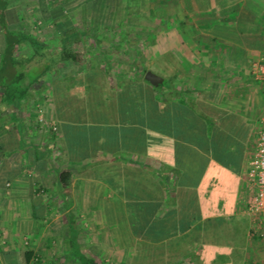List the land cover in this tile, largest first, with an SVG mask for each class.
I'll return each instance as SVG.
<instances>
[{
	"label": "crops",
	"instance_id": "1",
	"mask_svg": "<svg viewBox=\"0 0 264 264\" xmlns=\"http://www.w3.org/2000/svg\"><path fill=\"white\" fill-rule=\"evenodd\" d=\"M90 1L91 8L81 11L84 19L80 26L63 30L99 31L108 35L111 43L129 39L127 34L134 30L127 22L132 18L151 17L155 12L153 18L159 22L164 16H156V12L167 3ZM177 2L184 12L182 0ZM236 2L241 8L237 16L256 24L240 25L239 41L216 39L220 34L213 32L207 34L203 44L196 39L189 44L176 37L161 49L171 57L176 47L177 75L173 76L183 85L192 84L188 98L183 93V100L176 98L165 104L159 119L150 112V124L121 123L118 117L112 119L115 124L110 120L100 123L110 124V132L115 134L104 139L103 131L99 133L102 144L111 146V150H123L126 155L132 152L123 162L139 163L141 172L148 176L144 183L139 181L149 194L142 206L138 204L141 210L131 198L135 195L133 186L127 191L130 199H124L118 188V194H111L123 177V183L129 184L125 166L114 168L111 155L102 161L96 156L105 170L93 174L88 162L93 149L83 155L79 152L81 157L77 158L64 143L65 131L78 122L76 117L64 115L69 98L74 106L85 110L79 119L91 112L117 115L115 109L96 107L89 111L92 107L86 101L79 102L62 86L59 91L63 90L68 103H63L64 110L58 106L59 116L52 107L57 131L48 139L46 154L37 150L40 147L35 141L23 139L21 131L32 127L16 113L14 126L6 127L10 120H4L6 129L1 128L0 133V264H77L82 256H91L97 263L105 259L109 264H264V234L248 236L250 220L240 203L248 152L264 111V4L263 0H224L223 4L231 7ZM215 9L211 11L214 23L220 18L237 17L234 11L222 14ZM178 22L185 25L182 19ZM224 22L232 27L236 21ZM235 33L239 34L238 29ZM176 34L186 36L180 27ZM124 60L114 59L127 72L132 69L134 78L133 66L124 64ZM189 98L194 109L186 105L191 103ZM154 122L159 131L151 128ZM89 137L88 133L87 139L78 140L79 144L88 143ZM51 159L62 164L50 167ZM108 168L114 169L111 175ZM63 169L70 171L66 186H60L56 179ZM67 214V224H73H68V229L61 225H65ZM72 214L74 221L70 219Z\"/></svg>",
	"mask_w": 264,
	"mask_h": 264
},
{
	"label": "rangeland",
	"instance_id": "2",
	"mask_svg": "<svg viewBox=\"0 0 264 264\" xmlns=\"http://www.w3.org/2000/svg\"><path fill=\"white\" fill-rule=\"evenodd\" d=\"M223 1L224 0H217L215 2L214 0H182L184 6L183 10L185 11L181 12V8H178L179 3L177 2V0H169V1L160 0L161 3H165V2L167 3H165L164 5L165 7L161 11L156 12V16H161V17L164 16L163 19H161L159 22H157L156 18H153L155 12L151 13L152 18L150 17V14L147 13L148 16L144 17L143 15L142 17H139L137 19L132 18L130 19V21L127 22V25L130 26L131 27L130 29H133L135 33L134 32L133 34L128 33L127 37L129 36V39L127 38L123 39L124 46L122 47L120 46V48H125L126 46L128 48L125 49V52L123 53V55H121V57L123 58H119V59H126L122 62L124 64H127L129 62L128 64H131L130 67L133 66V69L135 71V76L139 72L141 73L143 70L151 69L157 74L161 75L162 77H165L167 74H171L174 72L173 70L176 67L175 57L177 51H176V47L173 48L172 49L173 52L172 54H170L172 58L171 57L169 58V55L165 53V50L162 51L161 49L168 47L170 42L176 40V37L179 40L183 39L184 41H188L189 44H193V42L191 43V40L194 39H196L201 44H203L206 42L208 33L216 32L220 34V35H216V39L221 38L224 39L223 41L225 40L226 41L232 40L235 42L239 41V37L241 35L240 25L256 26V24L243 22L237 16L239 10H241L239 2L232 4L231 7L230 6L227 7L226 6L227 4H223ZM90 2H91L90 0H7L5 2L6 6H4L3 9L7 23H9L12 26H16L17 24L20 23L23 29L25 30L29 29L31 31H35L39 35L43 36L42 38L44 39V41L50 43V47L54 51L55 49H58L60 47V42L58 37L62 33L63 29L67 27L74 28L80 26L79 24L84 19L81 16L82 15L81 11L84 9H90L91 8ZM213 3L216 4L214 7L212 6ZM262 3L264 4V0ZM262 7L264 8V5ZM138 9L143 10L144 6H139ZM213 9L222 11V14H226L227 11H234V13H236L234 17L236 16L237 17L236 19L220 18L216 20L217 23H214V21H212L213 14L211 12L213 11ZM56 17L57 19H61V20L60 21L56 20L55 22L49 21L51 18H56ZM161 17H159V19ZM178 19H182L185 22V25L179 24ZM227 20L229 22L231 21H236V22L234 23L232 22L233 26L231 27V25H225L227 23H225L224 21ZM209 21H212V23L210 22L208 24ZM156 22L158 23V25H154ZM168 27H171L172 29H168ZM179 27L181 30L184 31L186 36L189 35V38L185 39L186 36L184 37L183 35L181 37L177 36L176 30L179 29ZM83 29L84 28L76 29V31L77 32L79 31L81 33ZM237 29L239 34L235 33V30ZM250 38L251 36L247 38L248 42L250 41ZM108 39L109 38L107 37L104 39V41L108 42ZM121 41L122 39H120V42ZM223 41L221 43H223ZM85 43H87V41H85ZM173 46H175V44ZM114 59L117 60L118 58L116 57ZM61 63H57L55 65L59 66L61 65ZM76 67L77 66L73 67L70 65V67L68 66V69L66 70L64 69V72L62 70L60 75L66 72L67 74H71L72 72H74L73 74L75 75L74 77L82 78L81 71L79 70V68ZM69 69L72 72H70ZM114 70L116 71V73H118L117 69ZM133 74H134L133 70L130 69V72H125L124 74L122 73L119 76L120 78L124 77V79L127 78L132 79ZM121 75H125V76H121ZM113 81L114 84L115 82H117L116 80H112V82ZM101 83L103 88L104 87L108 88L106 83L103 82ZM169 84L170 85L168 87H163L162 90L167 91L169 94L171 93L170 95L176 97L177 91L175 89L177 88H179L182 91V94L184 93L183 96L188 98L189 95H191V92L189 91V87H192L191 83H185L186 85H183V82L177 81L173 77L170 80ZM132 85H135V77L134 80L132 81ZM63 87L65 86L63 85ZM109 89L111 90L112 87L110 86ZM66 92L67 90H65V93ZM84 97H86L85 94L80 99H78V101L85 102L86 99H84ZM34 98H37V96H35ZM71 98L75 99L73 96ZM47 100L48 101H41V100L35 101L33 100V98H28L24 102H21V105L20 106L18 105L19 107L17 108H13L10 105L1 103L0 119H2L3 122L1 123L2 125L0 124V133L2 131L1 128L6 129V127L15 125V120H10L7 126L3 127L5 123L4 120H7L8 114L16 113V115L21 119L23 123H27L30 127H32V129L21 131L22 132L21 136H23V139H31L35 141L36 144L39 145L40 147L37 150H39L41 153L43 152L44 154L48 153V144H47L48 139H51V135H54L55 132L57 131V123L54 116L55 114L51 111L52 103L50 109L49 108L50 100L49 98ZM57 100H58L57 102L58 106L62 107V110H64L63 103L66 102V98H64L63 90L57 93ZM68 100L70 101V106L65 105L66 110L64 111V115L68 114V116L70 115L72 117H76L78 122L71 123L72 126L70 127V129L68 130L66 129L67 131H65L66 134L64 136V143L66 149H68V151L72 153L73 157H77V158L81 157L79 155V152H81V154L83 155V153H85L86 151L90 152L93 149L91 155H89L88 157L89 158L88 162L89 164H91L90 167L92 170L91 172L97 175L99 174L96 171L102 170L101 172H104L105 170V167H103L102 163L101 162L99 163V161H102L103 157L105 159L106 157H109L111 155L110 157L111 159H113L112 165L114 168L120 165L125 166V169L128 171V177L125 180L127 183L129 182V184L125 185V183H123V178H124L123 177L122 183L117 182L115 188L114 189L112 188L113 192H111V194L112 195L118 194L116 190V188H118L121 196L124 199H126L125 196H128L127 191H130L128 189L133 188L135 189V195L134 197L131 198L132 200H135L136 207H138V204L142 206L141 205L142 201H144L145 196H149V194L147 190H145L144 186L139 183V181L144 183V178H148L147 174H143L141 172V165H139V163L135 162L136 165H133L134 163L128 161L123 162V158H126V156H131L133 154L132 152H128V155H126V152L123 150H119V149L111 150L110 149L111 146H105L106 144L105 145L102 144V138L98 139L97 137L99 133L103 131L104 139H111L113 135H115L112 132H110L111 125L100 124V123L110 120L111 123L115 124L112 121V119L119 117V115H115V114H109L108 116L95 115V114H91L94 112H91L87 114L86 118L84 117L83 119H79L78 117H81L85 114V110L81 109L80 107L74 106L73 105L74 101H72L71 103L70 98ZM188 100L189 99H187V101ZM67 103L68 102H66L65 104ZM94 110H97V108L93 107L89 111H94ZM134 111L137 112V110ZM134 111L131 115L132 118H138L143 120L144 123L146 122V124H150L151 121L149 118V116H151L150 112L143 109V111L142 112L139 111L138 112L139 114L137 115V113H134ZM64 115H61V118L62 117L64 118ZM105 118H107V120ZM64 120H65L64 122L69 123L67 119L64 118ZM23 132H25V134ZM79 132H80V136H79ZM87 132L90 135L88 139V143H82V145H80L78 140H82V138L87 139L88 138ZM127 140L128 137L126 138L125 143L127 142ZM99 144L103 146H99ZM106 152L109 153L105 155ZM96 156H99L98 159L99 161L96 160ZM148 156L150 155L148 154ZM48 157L50 156L48 155ZM88 158L86 160H88ZM52 161L53 159L48 160L50 167H55V164H62V162H58V161L52 162ZM112 170L114 169L108 168V172L110 171L108 173L109 175L113 173ZM157 174L158 175L162 174L160 169L157 171ZM120 185H123V187H120ZM122 190L123 193H121ZM128 199H130L129 196ZM130 205L133 206L132 203H130ZM138 208L141 210V207ZM142 210H144V207ZM66 216L67 218L66 221L64 222L65 225L63 223L61 225L62 228H65L66 226V229H68V224H72V222L68 221L67 224V219L70 216L69 214H67ZM74 217H75L74 214H72V217L70 219L74 221L75 219ZM101 263L109 264L107 260L99 259L97 264H101ZM119 264H124V262Z\"/></svg>",
	"mask_w": 264,
	"mask_h": 264
},
{
	"label": "trees",
	"instance_id": "3",
	"mask_svg": "<svg viewBox=\"0 0 264 264\" xmlns=\"http://www.w3.org/2000/svg\"><path fill=\"white\" fill-rule=\"evenodd\" d=\"M6 1L0 0V104L17 108L28 98H33L35 101H48L49 98V108L51 109L52 103V107H55L56 114L59 116L57 93L64 85L66 90L77 97L76 99L89 93V96L84 97L89 107L115 109L121 123L144 124L143 120L131 117L134 110H137V112L134 111L137 115L139 111L147 110L159 119L165 104L176 98L183 100L182 91L179 88L175 89L179 92V94L175 93L176 97L162 90L163 87L170 85L173 75H177V67L174 68L173 73L163 77L157 85H152L143 77L145 71L143 70L135 76V85H132L134 78L117 79V73L114 70L117 69L119 74L127 72L118 65L119 61H114L116 57L123 58L121 55L128 48L127 46L120 48L124 46V41L116 40L107 43L103 39L108 35L100 34L99 31L85 33L82 30L80 33L76 29H67L63 30L58 37L60 47L53 51L50 43L44 41L43 36L35 31L23 29L20 23L16 26L7 23L3 9ZM56 20L61 19L53 18V22ZM57 63L61 65L56 66ZM70 65L79 68L82 78L74 77V72L70 69L71 74L66 72L60 75L61 71L64 72V69H68ZM112 80L117 82L114 84ZM101 82L106 83L108 88H103ZM35 96L37 98H34ZM188 101L191 103L186 102V105L189 104L188 106L194 109L192 98ZM196 112L206 118L203 113ZM8 118L15 121L17 119L14 113H9ZM2 122L3 120L0 119V123ZM155 125L157 123L151 125V128L159 131L158 125ZM69 176L68 169L58 171L56 179L59 185H68ZM77 264H97V262L91 256H82L78 258Z\"/></svg>",
	"mask_w": 264,
	"mask_h": 264
},
{
	"label": "built area",
	"instance_id": "4",
	"mask_svg": "<svg viewBox=\"0 0 264 264\" xmlns=\"http://www.w3.org/2000/svg\"><path fill=\"white\" fill-rule=\"evenodd\" d=\"M241 208L249 216L247 234H262L264 215V111L255 127L244 168Z\"/></svg>",
	"mask_w": 264,
	"mask_h": 264
},
{
	"label": "water",
	"instance_id": "5",
	"mask_svg": "<svg viewBox=\"0 0 264 264\" xmlns=\"http://www.w3.org/2000/svg\"><path fill=\"white\" fill-rule=\"evenodd\" d=\"M143 77L152 85H157L162 81V76L152 71L151 69H146L143 73Z\"/></svg>",
	"mask_w": 264,
	"mask_h": 264
},
{
	"label": "bare ground",
	"instance_id": "6",
	"mask_svg": "<svg viewBox=\"0 0 264 264\" xmlns=\"http://www.w3.org/2000/svg\"><path fill=\"white\" fill-rule=\"evenodd\" d=\"M241 199H242V197H241ZM241 203V202H240ZM251 224V223H250ZM249 227H250V225H249ZM262 230H263V232H262V234H257V233H254L255 235H263L264 234V215H263V227H262ZM248 236H251V235H249L248 234Z\"/></svg>",
	"mask_w": 264,
	"mask_h": 264
}]
</instances>
